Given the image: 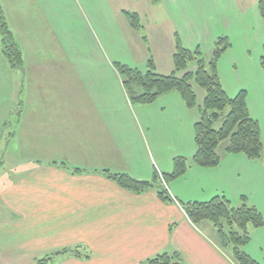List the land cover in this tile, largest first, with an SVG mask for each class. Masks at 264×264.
Wrapping results in <instances>:
<instances>
[{"label": "crops", "instance_id": "crops-1", "mask_svg": "<svg viewBox=\"0 0 264 264\" xmlns=\"http://www.w3.org/2000/svg\"><path fill=\"white\" fill-rule=\"evenodd\" d=\"M32 1L44 9L67 63L18 67L30 79L27 96L20 94L23 108L0 119L2 129L12 120L11 153H27H20L23 169L0 189V264L47 257L54 264H146L164 254L182 264H236L212 225H194L182 205L225 197L264 217V157L228 154L223 144L217 167L191 163L198 109L187 108L177 92L133 105L116 64L146 70L153 60L159 74L172 75L177 36L212 58L216 40L232 39V31L239 36L248 21L263 46L259 0H199L203 10L194 6L198 0ZM212 11L221 31L212 26ZM125 12L139 15L141 31ZM231 52L219 61L222 80ZM176 159L190 167L168 184L169 200L157 188L137 194L104 175L153 181L173 172ZM250 232L245 251L264 264V226Z\"/></svg>", "mask_w": 264, "mask_h": 264}, {"label": "trees", "instance_id": "trees-1", "mask_svg": "<svg viewBox=\"0 0 264 264\" xmlns=\"http://www.w3.org/2000/svg\"><path fill=\"white\" fill-rule=\"evenodd\" d=\"M259 12L264 23V0H259ZM124 14L135 30L143 29L138 14L131 12ZM0 33L4 45V56L12 68H22L23 51L9 27L1 4ZM230 47L229 38L220 36L215 42L212 58L207 62L200 49L189 50L177 36L173 58L175 73L168 76L157 72L153 60L149 61L146 70L116 64L133 105H150L166 94L177 92L187 108L198 109L200 118L194 127L196 152L191 163L201 168H215L220 164L221 156L218 149L223 144H226L228 154H243L252 160L264 157L261 127L250 114L246 92L241 91L231 98L219 75V61ZM193 64L196 65V69H191ZM262 65L264 67V55ZM193 84L205 94L201 106L198 105V95ZM189 167L188 160L176 159L173 172L163 176L169 184L184 176ZM104 175L133 193L140 194L157 188L158 194L164 200L170 199L158 175L153 181L138 180L127 175H113L109 172H105ZM182 206L194 225L199 226L202 222L213 225L220 238V245L226 252L231 250L229 255L236 264H260L245 251V247L251 242V228L259 229L264 226V217L257 207L245 201L243 205L236 208L231 206L225 197H216L209 202L187 203ZM172 260L175 262L173 263ZM37 264H54L53 258L40 259ZM146 264H182V259L176 254L174 256L164 254L148 260Z\"/></svg>", "mask_w": 264, "mask_h": 264}, {"label": "rangeland", "instance_id": "rangeland-1", "mask_svg": "<svg viewBox=\"0 0 264 264\" xmlns=\"http://www.w3.org/2000/svg\"><path fill=\"white\" fill-rule=\"evenodd\" d=\"M243 1L245 5H249L253 0ZM197 3L201 4L202 1L198 0ZM0 4L5 10L10 29L23 46L24 68L29 66V64L67 63L63 51L46 22L45 11L38 6V3L32 0H0ZM198 4L194 5L197 10H203L202 4L201 7ZM130 5L131 3L129 2ZM212 6H216L214 0H212ZM216 10L218 13L220 5ZM217 13L212 11L211 22L214 29L221 31L222 26L220 24L216 23V28L213 25L217 19ZM257 34L256 25L251 21L243 25V30L239 32V36H236V33L232 31L233 38L230 39L231 47L229 50L233 49V52L225 60L226 64H223L227 74L221 81L227 93L230 94L229 96H237L241 91L246 92L250 114L259 122L262 140L264 141V67L262 65L264 45L257 43ZM3 50L4 45L0 33V91H2L0 92V119L3 115L14 113L15 109L23 108L20 101L24 97L21 98L20 94L24 90V96H27V88L30 83L28 74L26 76L24 69H20L19 72L18 67L17 69L12 68L4 56ZM229 50L225 54L228 55ZM203 57L207 62L211 59L210 54L204 53ZM191 69H196V65L193 64ZM58 75L60 73H55L53 76ZM193 86L198 95V105L201 106L205 94L195 84ZM19 87L20 90H18ZM11 135H13V127L11 117H9L5 127L3 129L0 128V189L7 186L6 184L16 177L15 174L23 169L20 164L22 160L20 155H27L23 151L26 149L25 147L19 149L21 154L11 153L8 149L12 142ZM165 183L167 184L166 180ZM213 229L216 231L217 241L220 245L221 242L217 230L214 227ZM220 246L222 248V245ZM226 253H231V250L229 249Z\"/></svg>", "mask_w": 264, "mask_h": 264}, {"label": "built area", "instance_id": "built-area-1", "mask_svg": "<svg viewBox=\"0 0 264 264\" xmlns=\"http://www.w3.org/2000/svg\"><path fill=\"white\" fill-rule=\"evenodd\" d=\"M160 178H161V181H162L164 187L170 192V189H169L168 185L165 183V180H164L162 175H160Z\"/></svg>", "mask_w": 264, "mask_h": 264}]
</instances>
